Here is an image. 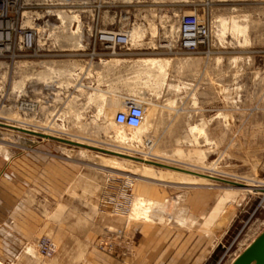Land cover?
<instances>
[{
  "label": "rangeland",
  "instance_id": "rangeland-1",
  "mask_svg": "<svg viewBox=\"0 0 264 264\" xmlns=\"http://www.w3.org/2000/svg\"><path fill=\"white\" fill-rule=\"evenodd\" d=\"M108 1L125 4L107 5L105 22L117 15L122 25H133L131 35L136 27L159 30L139 42L131 36L129 62L104 65L109 73L124 71L126 95L143 102L145 120L136 130L115 125L112 105L122 103L107 102L112 83L109 92L87 91L86 67L75 60L92 47L79 12H66L76 18L62 20L52 57L27 69L22 63L15 74L0 70V184L10 165L43 157L71 165L75 184L68 199L41 198L36 190L15 199L24 205L25 222L14 227L24 232L8 240L0 222V264H78V255L92 251L123 263L139 255L144 229L157 255L172 244L207 245L206 259L216 249L213 264H230V255L264 231V209H257L264 199V0ZM194 11L208 21L211 37L199 53L186 54L176 46L178 22ZM143 60L169 63L164 72H151ZM44 84L51 87L42 92L46 105L23 111L17 94L24 88L29 99L43 102ZM92 101L100 116L94 121L85 116ZM60 227L89 235L94 246L82 238L73 242L81 247H61ZM45 238L57 248L51 257L38 248Z\"/></svg>",
  "mask_w": 264,
  "mask_h": 264
},
{
  "label": "built area",
  "instance_id": "built-area-1",
  "mask_svg": "<svg viewBox=\"0 0 264 264\" xmlns=\"http://www.w3.org/2000/svg\"><path fill=\"white\" fill-rule=\"evenodd\" d=\"M109 4L120 7L125 3H113L108 0H0V63L7 64L15 74V66L20 62H43L52 57V53L58 51L52 49L55 43H52L53 38H50L52 28L61 25L56 14L58 11L80 13V20L85 29L83 38L89 41L93 55H134L130 34L133 25H122L120 18L116 20L117 15L114 21L105 22L103 13ZM47 8L51 10L47 11ZM210 37L211 28L208 21L196 11L179 19L176 46L183 53H199ZM47 88L51 87L44 84L41 89L40 98L44 99L43 102L39 99H29L28 91L23 88V91L17 94V99L21 98L22 110L29 113L36 109V105H46L44 91L48 90ZM145 117L146 108L143 102L127 98L122 103V109L115 114L114 123L124 129L136 130L142 126ZM260 208L264 209L263 198L257 206V209ZM237 239L238 237L233 240L230 247ZM38 248L45 257H51L57 249L56 245L46 238L39 241ZM229 250L227 249L223 258ZM243 251L230 255V262Z\"/></svg>",
  "mask_w": 264,
  "mask_h": 264
},
{
  "label": "crops",
  "instance_id": "crops-1",
  "mask_svg": "<svg viewBox=\"0 0 264 264\" xmlns=\"http://www.w3.org/2000/svg\"><path fill=\"white\" fill-rule=\"evenodd\" d=\"M90 50L92 51L93 48ZM126 56L128 55L118 53L108 56L89 54L85 59L75 60L77 64L86 67L83 80L87 83L85 85L89 94H94L97 91L109 92V87L112 83L115 86V89L108 93L107 102L110 104L124 103L128 98L122 82L124 71L118 69L117 71L109 73L104 69V65L106 62L113 60L129 62L131 59L125 58ZM112 107L111 110H113V116L122 109V106L121 108H118L112 105ZM86 110L87 112L85 116L87 119L93 121L100 119L95 102L92 101L91 106H88ZM90 148L93 151H103V149L94 146H91ZM68 168H72V166L63 161L46 159L45 157L37 160L24 159L9 166L7 174L3 176V182L0 184V205L5 209V214H2L1 216L3 218L0 219L1 223L4 222L5 228H2L1 230L6 232L8 240H15V237L13 236L14 231L17 230L18 232H24L21 228L17 227V229H15L14 227V223L15 225H18V221L25 222V220L23 221V216L25 215L24 205L15 199L20 196L22 197L23 194L31 190H36L39 193V196L45 199H68V193L71 191L72 186H75L73 181L74 173ZM2 199L5 200V203ZM15 203L18 205L17 207L15 206ZM141 232L143 238H145V244L141 247L138 256L124 260V262L122 261L123 263H120V261L113 259L110 256L101 255L92 251L87 257H81L78 255V257H76L78 259V264H206L209 258V264H213L218 256L217 253H215L216 249H212L211 252H208L209 258L206 259L205 253L207 245L197 247L196 249L192 247L191 250L188 243L179 246L177 249H175L172 244L171 246L166 247V250L162 255H157L160 253V250L157 253L154 252V249H156L157 246L153 245L154 239L149 238L151 231L144 229ZM57 233V240L61 247L76 245L77 247H81V243L89 248L94 246L95 239L90 238L87 234L86 236H81L83 238L82 240L80 236L74 235L73 231H67L62 227H60ZM18 238L19 240H22L20 236H18ZM75 240L82 241L81 243L74 245L75 243L73 244V242H76ZM162 248L163 247H160V249Z\"/></svg>",
  "mask_w": 264,
  "mask_h": 264
},
{
  "label": "bare ground",
  "instance_id": "bare-ground-1",
  "mask_svg": "<svg viewBox=\"0 0 264 264\" xmlns=\"http://www.w3.org/2000/svg\"><path fill=\"white\" fill-rule=\"evenodd\" d=\"M42 1H46V0H42ZM58 16H59V19H60V21H61V23H62V20H65V19H70V20H73L74 18H76V17H74V16H70V15H68L66 12H64V11H58L57 13H56ZM78 16V15H77ZM173 26V25H172ZM172 28V27H171ZM57 30H59V26L58 27H53L52 28V30H51V36H50V38L52 37H54L55 36V34H56V31ZM133 32H132V38H133V41L134 42H139V41H142V40H144V38H146L147 37V35L148 34H150V35H152L151 37L153 38V37H155L157 34H158V27H156L155 25L154 26H150V28H143V27H136V28H134L133 30H132ZM174 27L172 28V30H171V35H173V33H174ZM76 34H79V32H77ZM81 34V33H80ZM81 36H82V34H81ZM80 35H78V36H72V38H75V39H78L79 37L80 38H82ZM63 37V36H62ZM172 37V36H171ZM65 38V37H64ZM63 38V39H64ZM68 38V37H67ZM59 40H60V38H59ZM166 42H169V41H166ZM169 45V44H168ZM22 63H24L25 65H26V67H22L23 69H27V68H30V67H32L33 66V63L34 62H20V63H18L16 66H15V70L17 69V68H20V65L22 64ZM140 63H142L143 64V66L145 67V69L146 70H148V71H155V72H164V70L166 69V67H167V65H168V61H160V60H143V61H141ZM3 69H7V71H10L12 68L10 67L9 68V66L7 65V64H5V63H0V70H3ZM51 72H53V70L51 71ZM51 82H53V81H51ZM98 96H100V95H98ZM98 96H96L95 95V97H97L98 98ZM103 96V95H102ZM104 97V96H103ZM97 98H96V100H97ZM149 179V178H148ZM193 184H197V185H199L200 184V182L199 181H196V182H192ZM249 190V189H248Z\"/></svg>",
  "mask_w": 264,
  "mask_h": 264
},
{
  "label": "water",
  "instance_id": "water-1",
  "mask_svg": "<svg viewBox=\"0 0 264 264\" xmlns=\"http://www.w3.org/2000/svg\"><path fill=\"white\" fill-rule=\"evenodd\" d=\"M244 201L242 197L238 206ZM231 264H264V231Z\"/></svg>",
  "mask_w": 264,
  "mask_h": 264
}]
</instances>
